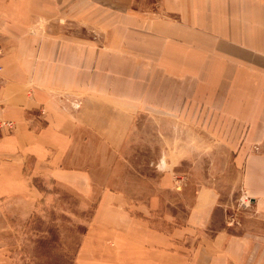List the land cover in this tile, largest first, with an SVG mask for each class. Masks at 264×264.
<instances>
[{"label":"crops","instance_id":"1","mask_svg":"<svg viewBox=\"0 0 264 264\" xmlns=\"http://www.w3.org/2000/svg\"><path fill=\"white\" fill-rule=\"evenodd\" d=\"M155 78L168 94L198 84L219 124L239 128L232 156H247L243 185L264 211V0H0V123L14 125L0 130V198L30 186V159L68 188H105L94 176L112 169ZM61 92L82 93L80 111ZM105 194L74 264H264L244 236H206L217 196L201 192L180 229L159 230L158 200L133 214Z\"/></svg>","mask_w":264,"mask_h":264},{"label":"rangeland","instance_id":"2","mask_svg":"<svg viewBox=\"0 0 264 264\" xmlns=\"http://www.w3.org/2000/svg\"><path fill=\"white\" fill-rule=\"evenodd\" d=\"M154 81L160 91L145 86V107L134 117L112 169L94 176L97 184L106 179L105 188H68L57 183L49 165L27 160L25 176L31 189L0 198V264H74L81 245L94 234L97 201L104 193L124 197L126 204H117L118 211L133 214H145L151 197L158 200L149 210L159 230L180 229L201 192L217 196L206 236L229 229L248 238L264 259L263 207L243 185L247 156H232L237 146H245L239 128L232 134L231 125L219 124L216 109L203 105L210 103V95L201 93L198 84L192 82L191 92H184L183 83L176 82L168 94L163 91L166 80ZM53 98L66 112L76 113L84 95L61 92Z\"/></svg>","mask_w":264,"mask_h":264},{"label":"built area","instance_id":"3","mask_svg":"<svg viewBox=\"0 0 264 264\" xmlns=\"http://www.w3.org/2000/svg\"><path fill=\"white\" fill-rule=\"evenodd\" d=\"M13 123L9 121H4L0 123V130H3L5 132H11L13 129Z\"/></svg>","mask_w":264,"mask_h":264}]
</instances>
